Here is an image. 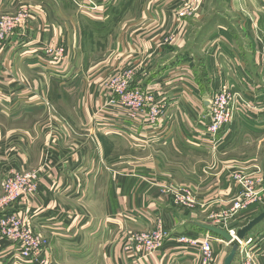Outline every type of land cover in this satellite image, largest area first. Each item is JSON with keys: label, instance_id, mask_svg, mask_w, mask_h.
Returning <instances> with one entry per match:
<instances>
[{"label": "crops", "instance_id": "obj_1", "mask_svg": "<svg viewBox=\"0 0 264 264\" xmlns=\"http://www.w3.org/2000/svg\"><path fill=\"white\" fill-rule=\"evenodd\" d=\"M163 1L143 4L137 22L124 21L111 37L105 56L109 62L100 72L87 53L81 63L75 62L76 52L60 33L50 5L0 0V15L13 14L20 4L31 12L27 27L15 30L0 51V184L12 170L35 172L38 186L28 206L18 203L8 209L27 212L30 227L48 240L51 264H200L195 252L175 237L203 235L191 223L216 224L221 216L216 214L238 193L229 167L213 177L207 164L196 170L183 156L195 153L201 162L200 156L212 147L203 136V124L209 116L207 99L219 86L246 89L248 96L258 87L254 94L261 97V108L263 87L254 84L251 67L240 61L232 29L231 34L218 25L199 45L204 89L188 48L194 22L207 16L211 0H204L202 9L189 17H178L183 1L173 0L166 7ZM239 9L246 10L248 19L237 30L250 44L253 61L256 50L264 48V0ZM64 38L70 61L42 62V49L62 45ZM183 51L189 54L185 59ZM129 68L136 76L132 86L153 94L163 107L154 125L116 115L117 106L106 104L107 92L100 85ZM99 73L101 79L108 77L99 81ZM261 117L256 121L235 115L228 131L218 134L216 152L228 151L244 130L262 132L264 109ZM183 184L197 188L193 207L176 205L178 192L164 193L172 187L191 195ZM196 206L202 213L191 210ZM258 209L251 206L228 222L229 227L249 220ZM158 220L172 235L161 248L144 259L125 250L128 234L154 229ZM212 247L215 264H220L227 247L215 240ZM13 249L0 238V264H11ZM258 264H264V255Z\"/></svg>", "mask_w": 264, "mask_h": 264}, {"label": "built area", "instance_id": "obj_2", "mask_svg": "<svg viewBox=\"0 0 264 264\" xmlns=\"http://www.w3.org/2000/svg\"><path fill=\"white\" fill-rule=\"evenodd\" d=\"M78 8H87L89 11L97 9L95 3L89 0L88 6L82 5L80 0H72ZM204 0H183V11L178 17H189L195 15L203 7ZM31 18L29 7L21 6L17 14H3L0 16V51L2 50L7 38L15 30L27 27ZM42 62L53 64H64L70 61V56L66 47L61 44L55 46L47 45L42 49ZM264 66V60H263ZM135 74L132 68L116 73L106 83L107 105L117 106L118 110L114 114H120L132 121L146 122L154 125L158 122L163 112V107L155 100L153 94H145L132 86V76ZM208 102V121L203 124L204 135L212 143L215 149L217 136L222 131H228L236 114L243 107H248L246 99L240 92H235L231 87L219 86L207 99ZM243 115V114H242ZM241 115V116H242ZM239 193L233 199L230 216L244 210L246 206L264 207V199L256 187L258 181L251 180L245 172H238L234 176ZM3 196L0 198V238L7 240L14 249L10 254L11 264H51L49 243L46 237L34 232L27 220V212H15L9 210L10 206L21 203L27 207L29 197L37 190V177L35 172L12 170L1 180ZM173 193L179 192L172 188ZM170 191V190H169ZM180 198L182 202L193 205L190 195L186 191ZM178 197V196H176ZM177 201V200H176ZM180 201V202H181ZM263 209V208H262ZM262 211V210H261ZM227 216V215H226ZM216 220V225L226 229L232 238L231 243H225L220 238L204 233L203 235L180 234L175 237L176 242L183 245L189 251L195 252V258L200 264H215L213 251L214 240L229 246L237 245V264H258L259 256L264 255V234L259 236L247 235L244 239L236 238L235 227H229L226 218L222 215ZM169 231L164 229L160 220L157 221L154 229L130 233L126 236L125 250L133 252L138 259L149 258L159 248L165 240L171 238Z\"/></svg>", "mask_w": 264, "mask_h": 264}, {"label": "rangeland", "instance_id": "obj_3", "mask_svg": "<svg viewBox=\"0 0 264 264\" xmlns=\"http://www.w3.org/2000/svg\"><path fill=\"white\" fill-rule=\"evenodd\" d=\"M93 1L97 7L95 11H89L87 8H78L74 5L72 0H21V3H46L48 6L50 5L53 9L55 17L58 19L60 26L62 29L60 33H62L63 37L66 36L67 42L65 38L63 39L62 47L65 46V42L68 44V47H72V49L76 52L75 53V62L83 61L86 59V54H89V61L95 67H99L98 70L101 72V68L103 63L109 62L108 59L105 60V56L109 51V47L111 45V37L117 36L118 30L123 25L124 21L128 24H133L137 22L138 18L140 17V7L143 4L151 5L157 0H90ZM173 0H164L163 3L165 4L164 7L168 6L169 4L173 5ZM183 0H180L182 3ZM258 0H211L210 10L207 16L201 21L194 22V33L192 35L191 41L189 42L188 50L194 52V61H191V66L193 64L198 69V77L202 79L201 83L206 88L207 79L205 78L204 74L200 70V60L203 58L202 54L199 52V45L205 41L208 35H211L215 32L216 26H220L218 28L222 30L230 31L232 29L233 33V40L235 43L236 48L239 50L238 56L241 62H244L245 66H250L252 69V81L254 84L262 86L264 89V48H260L256 50L253 61L251 59V52L249 49L248 41L242 39V32L239 29V23L241 22L242 26L248 16L245 14L247 13L246 10H241L238 8L242 5L247 6L249 3L254 4ZM82 5L88 6L89 0H80ZM180 3V4H181ZM19 7V6H18ZM21 7V4H20ZM20 7L18 11L20 10ZM17 8L13 14H17ZM3 15V14H2ZM1 16V15H0ZM198 23V24H197ZM127 24V25H128ZM135 25V24H134ZM129 28H135L133 25ZM226 28V29H225ZM217 29V28H216ZM75 38V42H74ZM244 38V37H243ZM71 49V48H70ZM218 49V48H217ZM112 50V48H111ZM187 51V50H186ZM185 52V51H183ZM182 52V53H183ZM218 52V51H217ZM188 53L185 52L184 55H181V59H185L188 57ZM78 58V60L76 59ZM105 60V61H104ZM235 62V60H233ZM83 64V63H82ZM233 64V63H232ZM108 65V63H107ZM199 68H198V67ZM229 66L231 67V63L229 62ZM234 66V65H232ZM101 67V68H100ZM118 66L113 70L115 71ZM261 69V74H259V70ZM103 70V69H102ZM112 70V68L110 69ZM112 74L109 78H107L101 85L100 90L102 91L106 87L107 81L114 76ZM102 74L99 73L97 76V80L101 79ZM135 75L132 76V81L135 80ZM223 86L231 87V89L235 92H240L242 96L246 99L248 103V107H243V110L240 114L244 116L250 115L254 120H261V113L263 112L264 108L258 106V101L261 97L257 96L258 93H255L258 89H253L251 92V96L246 95V89H236L230 86L229 84H224ZM262 89V91H264ZM250 91V90H247ZM245 95V96H244ZM238 117V114H236ZM236 119V118H234ZM233 119V121H234ZM264 124V123H263ZM224 153V154H223ZM223 153H217L216 149L208 148L206 151V155L199 156L195 153H190L188 156H183V158L189 160L193 166L196 165V170L202 166L207 164V172L211 174L213 177L216 173L220 172L223 168L229 167V179L232 182V185L235 183L234 176L238 174V172H245L246 175H249L251 180H256L258 183L256 187L260 192V196L264 199V130L260 133H251L246 130L241 132V135L238 136L237 140L234 141V145L228 150ZM205 159V161H203ZM195 160V161H194ZM196 163V164H195ZM199 164V166H198ZM236 167V168H235ZM237 169V170H236ZM242 169V171H241ZM236 185V183H235ZM183 188L188 189L191 192L189 198L193 201V205L189 206L185 202L181 201V197L183 196V192L179 191L176 196V202L181 206L180 208L184 207H193L195 203L196 187H192L190 185H181ZM237 186V185H236ZM170 190V191H169ZM172 187H166L164 191L165 194H174ZM239 193V190H238ZM237 193V194H238ZM197 200V198H196ZM181 201V202H180ZM231 205V206H230ZM233 205V200L230 202L228 207L221 210L219 214L222 215L223 218H226L227 222H231L234 220L236 216L242 214L248 208L253 205L246 206L244 210L233 214L234 216H230L231 208ZM198 206L192 208L191 210L199 211ZM263 208V209H262ZM264 210V207L261 205L260 208L253 214L249 220H243L240 223L235 225V228L238 230L246 225L251 219L256 217ZM207 212V210H204ZM204 212V213H205ZM227 215V216H226ZM208 218L216 217L215 215L209 213L207 214ZM214 220V219H212ZM199 223V222H198ZM204 224V223H202ZM212 226H219L216 224H207ZM205 233V232H204ZM259 233H264V220L259 223L248 235L252 234L254 236H259ZM233 245V244H232ZM232 245L227 247L226 255L228 254ZM225 255V256H226ZM238 256L235 257L234 262L237 264ZM233 262V264H235ZM223 261L220 262L222 264Z\"/></svg>", "mask_w": 264, "mask_h": 264}, {"label": "water", "instance_id": "obj_4", "mask_svg": "<svg viewBox=\"0 0 264 264\" xmlns=\"http://www.w3.org/2000/svg\"><path fill=\"white\" fill-rule=\"evenodd\" d=\"M264 220V210L258 214L256 217L251 219L246 225H244L242 228H239L236 231V238L239 240L244 239L259 223H261ZM194 227L201 229L203 231H206L210 235H214L218 238H220L225 243H231L232 238L226 231V229H223L221 227L202 224L198 222H192L191 223ZM237 254V245L233 244L228 252V254L224 257L222 264H233L235 257Z\"/></svg>", "mask_w": 264, "mask_h": 264}, {"label": "trees", "instance_id": "obj_5", "mask_svg": "<svg viewBox=\"0 0 264 264\" xmlns=\"http://www.w3.org/2000/svg\"><path fill=\"white\" fill-rule=\"evenodd\" d=\"M199 83H200V82H199ZM200 85L203 87L202 83H200ZM199 230H201V229H199ZM201 231L207 233L206 231H203V230H201ZM212 236H214V235H212ZM215 237H216V236H215Z\"/></svg>", "mask_w": 264, "mask_h": 264}]
</instances>
